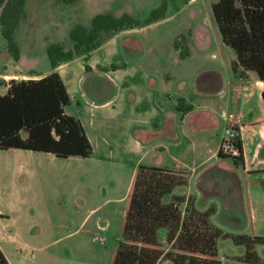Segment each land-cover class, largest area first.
Instances as JSON below:
<instances>
[{"label": "rangeland", "instance_id": "374dc122", "mask_svg": "<svg viewBox=\"0 0 264 264\" xmlns=\"http://www.w3.org/2000/svg\"><path fill=\"white\" fill-rule=\"evenodd\" d=\"M162 1L167 5L164 17L145 23ZM214 1L79 0L58 5L55 0H28L18 36L23 37L30 28L42 42L46 38L56 39L67 26L80 19L90 20L96 13H129L142 24L120 33L112 43L113 50H127L132 66L158 82V93L164 88L182 90L195 106L192 116L197 121L202 114L197 104L210 105V87L216 85L212 76L230 70L234 59L233 50L221 41L213 19ZM32 15L35 21L31 25L28 16ZM65 46L70 47L71 41ZM166 74L174 79L164 85ZM197 76L205 93L200 97L192 87ZM170 102L184 106L178 97ZM224 129L221 123L222 134ZM7 150L14 149H0V233L11 238L1 244L10 263L110 264L121 236L127 197L121 198L125 185L117 187V166L106 173L107 169L98 162L56 157L54 163L47 162L36 170L32 178L16 179L14 163L3 158L10 154ZM144 163H150L149 158ZM261 177H241L229 189L214 188L216 203L223 205L219 215L223 231L264 236V184H255L263 182ZM21 197L37 199L36 206L21 211ZM217 248L224 264H232L236 256L244 253V248L229 238L219 239ZM255 250L264 260V245H256ZM160 264H168V260L162 259Z\"/></svg>", "mask_w": 264, "mask_h": 264}, {"label": "crops", "instance_id": "0c3cea01", "mask_svg": "<svg viewBox=\"0 0 264 264\" xmlns=\"http://www.w3.org/2000/svg\"><path fill=\"white\" fill-rule=\"evenodd\" d=\"M55 1V4H64ZM27 5L28 0L25 1L24 11L14 34L19 46L17 60L13 59L5 48L4 41L0 40V79H38L58 72L70 96V103L65 110L80 119L92 145L91 156L82 160L98 162L107 169L106 173L117 166V187L125 185L121 198L127 196L134 170L139 164L183 171L187 175V184L175 187L173 194L186 197L193 195L195 206L199 210L214 207L210 220L223 231L224 223L219 216L223 205L216 203L212 193L214 188L229 189L231 183L238 184L241 177L246 180L260 175L263 182L257 181L255 184L258 187L264 184V82L251 71H247L244 76H239L232 68L224 73L216 72L214 78L212 76L216 85L210 87V105L203 107V104H197L196 107L200 108L202 114L196 121L192 116L195 106L184 97L182 90L164 88L161 94L158 93V82L146 72L132 66L127 50H113L112 43L117 40V36L129 29L114 34L88 55L75 56L53 67L46 48L52 42L67 45L69 30L73 25L63 29L56 39L46 38L42 42L36 39L30 28L25 30L23 37L18 36L27 14ZM34 17L28 16V23L31 25L35 21ZM78 21L74 24L89 23L86 18ZM112 63L119 67L109 68ZM173 79L172 75L166 74L163 84L167 85ZM198 81L201 82V79L197 76L192 87L194 94L200 97L205 93ZM6 91L7 86L1 85L0 94ZM174 97L182 100L184 106L179 107L174 102L172 104L170 100ZM160 98L162 99L159 101ZM221 123L225 128L230 124L238 128L243 164L219 153L223 135ZM7 151L10 154L3 158L14 163L13 176L16 179L22 177L23 180H28L44 164L54 163L57 159L44 151ZM147 158L150 163L145 164L144 160ZM18 202L20 210L24 211L35 207L37 199L21 197ZM185 206V203L179 205L182 215L185 214ZM241 207L242 205L239 206ZM157 236L168 249L166 230H158ZM8 239H11L8 235L5 237L0 233V249L3 253L1 244ZM5 257L7 258L6 255ZM219 258L224 264L222 257ZM7 260L10 263L8 258ZM168 264L171 263L168 261Z\"/></svg>", "mask_w": 264, "mask_h": 264}, {"label": "trees", "instance_id": "16d2710c", "mask_svg": "<svg viewBox=\"0 0 264 264\" xmlns=\"http://www.w3.org/2000/svg\"><path fill=\"white\" fill-rule=\"evenodd\" d=\"M25 1L0 0V35L14 60L19 58L14 34ZM58 1L73 4L77 0ZM166 7L162 1L145 23L164 17ZM211 12L221 41L234 52L233 72L244 76L251 71L264 82V0H215ZM141 24L126 12L118 16L96 13L88 24L72 26L70 47L49 43L47 57L53 67L57 66L75 56L88 55L114 34ZM117 67L114 63L109 66ZM1 85H6L7 91L0 94V149L44 151L56 157L91 156L92 145L80 119L65 110L70 96L58 72L38 79H0ZM236 138L241 153L234 161L243 164L240 135ZM187 181L183 171L144 164L136 167L126 197L121 236L110 264H160L162 259L171 264H222L217 242L225 238L244 248L232 264H264L255 250L256 245H264V236L223 232L210 220L214 207L199 210L193 195L173 194L175 187ZM182 203L186 204L184 215L179 208ZM160 228L166 230L168 249L157 237ZM0 264H10L1 249Z\"/></svg>", "mask_w": 264, "mask_h": 264}, {"label": "built area", "instance_id": "2783aa9c", "mask_svg": "<svg viewBox=\"0 0 264 264\" xmlns=\"http://www.w3.org/2000/svg\"><path fill=\"white\" fill-rule=\"evenodd\" d=\"M235 125L230 124L224 129L221 137L218 151L220 154L236 158L240 155L241 151L237 145V136L239 133L234 129Z\"/></svg>", "mask_w": 264, "mask_h": 264}]
</instances>
